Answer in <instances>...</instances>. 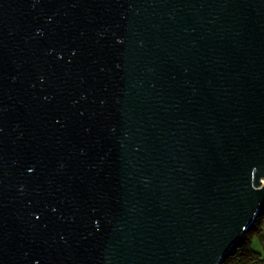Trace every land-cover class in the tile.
Wrapping results in <instances>:
<instances>
[{
	"label": "water",
	"instance_id": "95a60500",
	"mask_svg": "<svg viewBox=\"0 0 264 264\" xmlns=\"http://www.w3.org/2000/svg\"><path fill=\"white\" fill-rule=\"evenodd\" d=\"M264 208V0H0V264H223Z\"/></svg>",
	"mask_w": 264,
	"mask_h": 264
},
{
	"label": "trees",
	"instance_id": "16d2710c",
	"mask_svg": "<svg viewBox=\"0 0 264 264\" xmlns=\"http://www.w3.org/2000/svg\"><path fill=\"white\" fill-rule=\"evenodd\" d=\"M263 216L264 208L254 226L243 236L223 264H264V251L260 253L252 247V237L256 234L261 235L258 223Z\"/></svg>",
	"mask_w": 264,
	"mask_h": 264
},
{
	"label": "rangeland",
	"instance_id": "374dc122",
	"mask_svg": "<svg viewBox=\"0 0 264 264\" xmlns=\"http://www.w3.org/2000/svg\"><path fill=\"white\" fill-rule=\"evenodd\" d=\"M261 228V235H254L252 237V247L255 251L262 253L264 251V216L259 221Z\"/></svg>",
	"mask_w": 264,
	"mask_h": 264
}]
</instances>
